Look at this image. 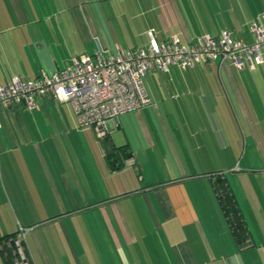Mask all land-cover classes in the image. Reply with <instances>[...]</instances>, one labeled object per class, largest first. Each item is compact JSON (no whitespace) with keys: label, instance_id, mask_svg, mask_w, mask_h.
Returning a JSON list of instances; mask_svg holds the SVG:
<instances>
[{"label":"crops","instance_id":"obj_1","mask_svg":"<svg viewBox=\"0 0 264 264\" xmlns=\"http://www.w3.org/2000/svg\"><path fill=\"white\" fill-rule=\"evenodd\" d=\"M233 1L245 22L229 26L218 6L208 14L232 0H0V85L65 68L87 53L72 52L73 37L112 54L145 45L132 38L148 29L183 43L226 29L249 42L264 0ZM148 71L151 104L106 123L113 154L68 102L0 110V241L30 227L36 264H264V61ZM217 175L244 221L240 242Z\"/></svg>","mask_w":264,"mask_h":264},{"label":"built area","instance_id":"obj_2","mask_svg":"<svg viewBox=\"0 0 264 264\" xmlns=\"http://www.w3.org/2000/svg\"><path fill=\"white\" fill-rule=\"evenodd\" d=\"M249 30V42L226 29L216 37L202 33L188 43L169 35L159 39L148 29L143 46L118 47L112 54L98 44L92 53L74 56L69 65L51 74L41 72L33 79L12 76L0 85V110L13 105L32 110L37 99L51 96L70 103L77 124L92 127L100 139L106 135L108 121L151 104L143 83L148 70L168 72L170 65L185 70L211 61H231L237 69L254 70L264 61V14L250 23ZM29 230L18 225L12 236L1 241L0 251L11 255L12 264H36L27 242Z\"/></svg>","mask_w":264,"mask_h":264},{"label":"trees","instance_id":"obj_3","mask_svg":"<svg viewBox=\"0 0 264 264\" xmlns=\"http://www.w3.org/2000/svg\"><path fill=\"white\" fill-rule=\"evenodd\" d=\"M116 150L117 151L122 150V147H118L116 148ZM214 188H215L218 202L225 214V217L228 221L231 232L233 236L235 237V239L240 242V240L244 239L246 228H245L242 216L240 214V211L238 209L237 203L234 199V196L229 186L227 185L226 181L219 175H217L215 179ZM1 254L6 264H12V257L9 253L6 256H4L2 252Z\"/></svg>","mask_w":264,"mask_h":264},{"label":"rangeland","instance_id":"obj_4","mask_svg":"<svg viewBox=\"0 0 264 264\" xmlns=\"http://www.w3.org/2000/svg\"><path fill=\"white\" fill-rule=\"evenodd\" d=\"M107 6L108 7L109 6H112V4L106 5L105 7H107ZM217 6H218V10L220 9L219 11L223 13V14L222 13H218L219 17L222 18L221 20L223 22L229 24V26H232V24L234 22L235 23L237 22V23H240V24L245 22V20L243 21L242 19H240L242 17V16H239L240 13L238 14V9H240L241 7L243 8L244 5H235L234 1L232 0V4L230 5L231 7L228 10L227 7H229V4L227 5V4H224L222 2L219 5H214V4L212 5L211 4L209 6V10L210 11H209V14L208 15L213 16L214 10L217 8ZM248 6L246 7V10L248 12H250L251 10L252 11H256L257 8L259 9L262 6V4L258 2L257 4H252V5H248ZM96 7H98V6H96ZM225 10H226V12H225ZM109 22L111 23V20H108V21L106 20V23H109ZM56 23H58L60 25V27H61V25L63 24V20L62 21L60 19L59 20H56ZM247 27L248 26L246 25V28ZM61 28L63 29L64 26H62ZM228 28H230V27H228ZM144 39L146 40V36L145 35L144 36H141V37H138L137 36V37H133L132 38V40L134 42H141ZM93 41H94L93 43H91V41H90L89 43L86 44L84 42H76V39L73 37L72 42H71L69 48L72 50V52H75L76 50L84 49V47H85V49H87L86 50L87 53H89L93 49L92 48V44L95 43V47H96V40H93ZM78 48H80V49H78ZM151 74H153L151 71H147L146 72V75L143 77V83H144L145 88L147 87V84L150 83V81H149L150 78L149 77H151Z\"/></svg>","mask_w":264,"mask_h":264},{"label":"water","instance_id":"obj_5","mask_svg":"<svg viewBox=\"0 0 264 264\" xmlns=\"http://www.w3.org/2000/svg\"><path fill=\"white\" fill-rule=\"evenodd\" d=\"M99 141L106 155L113 154L115 152L112 147L111 140L106 135L100 138Z\"/></svg>","mask_w":264,"mask_h":264}]
</instances>
